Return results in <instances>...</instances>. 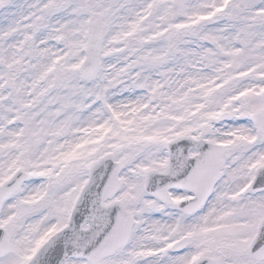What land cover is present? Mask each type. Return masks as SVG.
<instances>
[{
    "label": "snow or ice",
    "instance_id": "obj_1",
    "mask_svg": "<svg viewBox=\"0 0 264 264\" xmlns=\"http://www.w3.org/2000/svg\"><path fill=\"white\" fill-rule=\"evenodd\" d=\"M0 264H264V0H0Z\"/></svg>",
    "mask_w": 264,
    "mask_h": 264
}]
</instances>
